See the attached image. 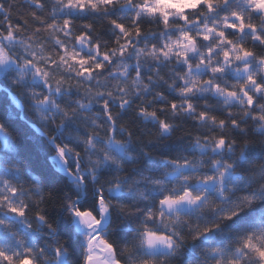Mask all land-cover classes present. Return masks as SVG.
I'll use <instances>...</instances> for the list:
<instances>
[{"label": "clouds", "instance_id": "1", "mask_svg": "<svg viewBox=\"0 0 264 264\" xmlns=\"http://www.w3.org/2000/svg\"><path fill=\"white\" fill-rule=\"evenodd\" d=\"M0 96V264H264V0H0Z\"/></svg>", "mask_w": 264, "mask_h": 264}, {"label": "trees", "instance_id": "2", "mask_svg": "<svg viewBox=\"0 0 264 264\" xmlns=\"http://www.w3.org/2000/svg\"><path fill=\"white\" fill-rule=\"evenodd\" d=\"M8 103L7 99L4 98L3 96H0V116L4 114V106ZM15 126V125H14ZM22 129H24V126H20ZM26 131V129H24ZM31 150V149H29ZM35 166L37 167L38 170L45 171L47 172V166L43 163L41 158L39 156H36L35 160L33 161Z\"/></svg>", "mask_w": 264, "mask_h": 264}]
</instances>
